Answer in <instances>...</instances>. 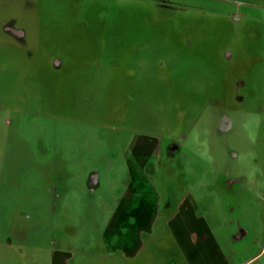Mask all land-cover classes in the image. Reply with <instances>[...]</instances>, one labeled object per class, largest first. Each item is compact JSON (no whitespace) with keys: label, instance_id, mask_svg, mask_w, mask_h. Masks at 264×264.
Returning <instances> with one entry per match:
<instances>
[{"label":"rangeland","instance_id":"obj_1","mask_svg":"<svg viewBox=\"0 0 264 264\" xmlns=\"http://www.w3.org/2000/svg\"><path fill=\"white\" fill-rule=\"evenodd\" d=\"M0 264H264V0H0Z\"/></svg>","mask_w":264,"mask_h":264},{"label":"flooded vegetation","instance_id":"obj_2","mask_svg":"<svg viewBox=\"0 0 264 264\" xmlns=\"http://www.w3.org/2000/svg\"><path fill=\"white\" fill-rule=\"evenodd\" d=\"M230 3H232V4H234V2L232 1V2H230ZM237 5H240V3H237ZM230 121L226 118V117H222L221 118V121H220V124H219V129L221 130V131H227L228 130V128L230 127ZM177 148V147H176ZM169 205V204H168ZM167 205V206H168ZM140 207H138V208H133V210H131L130 209V211H131V213L133 214V217L131 218V217H128L127 218V225H132L131 227L133 228L132 230L134 231V230H136V232L138 233V234H143V232H144V230H145V225L143 224V222L142 221H140V220H142V214L140 213ZM129 214V213H128ZM145 214V213H144ZM147 217V216H146ZM170 218V217H169ZM178 221V220H177ZM169 222L171 223V222H176V216H172L171 218H170V220H169ZM180 222V221H179Z\"/></svg>","mask_w":264,"mask_h":264}]
</instances>
